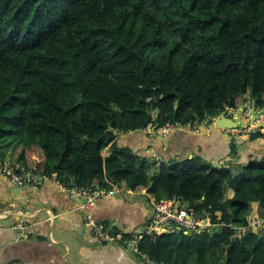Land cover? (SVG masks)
I'll use <instances>...</instances> for the list:
<instances>
[{
	"label": "trees",
	"instance_id": "trees-1",
	"mask_svg": "<svg viewBox=\"0 0 264 264\" xmlns=\"http://www.w3.org/2000/svg\"><path fill=\"white\" fill-rule=\"evenodd\" d=\"M249 96L264 109V0H0V146L22 147L17 164L69 188L109 179L226 224L146 235L139 250L155 264H264V228L228 226L247 225L254 204L264 216V160L239 175L192 159L150 176L118 134L213 126Z\"/></svg>",
	"mask_w": 264,
	"mask_h": 264
},
{
	"label": "crops",
	"instance_id": "crops-1",
	"mask_svg": "<svg viewBox=\"0 0 264 264\" xmlns=\"http://www.w3.org/2000/svg\"><path fill=\"white\" fill-rule=\"evenodd\" d=\"M263 110L249 96L239 109L227 110L226 117L240 125L234 130L203 123L170 131L154 126L118 134L115 144L146 161L150 176L160 165L192 159L239 175L250 162L264 160ZM233 146L236 154H232ZM111 154L109 146L102 156ZM123 187L125 192L101 197L87 212L78 198L52 182L20 187L0 172V264H152L118 243L100 242L88 225L91 217L109 231L129 237L147 229L155 198ZM232 196L227 189L226 198ZM253 211L251 216L262 217L259 204L253 205ZM25 226L28 230H23ZM190 264H196L195 256ZM215 264H222V259Z\"/></svg>",
	"mask_w": 264,
	"mask_h": 264
},
{
	"label": "built area",
	"instance_id": "built-area-1",
	"mask_svg": "<svg viewBox=\"0 0 264 264\" xmlns=\"http://www.w3.org/2000/svg\"><path fill=\"white\" fill-rule=\"evenodd\" d=\"M218 118V117H217ZM217 118H214L213 123ZM174 126L167 125L164 129L172 130ZM250 130V129H249ZM0 172L7 176L16 186H25L27 184L39 185L45 182H52L60 189L70 193L72 197L80 200V207L91 212L96 207L97 201L107 195H116L125 192L124 185L113 182L109 179L105 180V184L94 185L90 188L66 187L58 180L57 175L51 177L32 173L19 164L7 163L0 161ZM153 213L149 220L147 229L135 237H129L124 234H115L109 231L101 223L93 218H88V225L91 227L94 236L102 243H118L128 252L142 256L143 259L149 261L140 253L139 243L146 235H163L174 234L185 235L199 234L218 230L225 223H218L211 219V214L202 215L194 210L188 203L180 200H164L161 202L154 201L152 203ZM238 236L257 229L264 228V217L250 216L247 225L243 227H234ZM23 230H28L24 227ZM152 264H155L151 262Z\"/></svg>",
	"mask_w": 264,
	"mask_h": 264
},
{
	"label": "rangeland",
	"instance_id": "rangeland-1",
	"mask_svg": "<svg viewBox=\"0 0 264 264\" xmlns=\"http://www.w3.org/2000/svg\"><path fill=\"white\" fill-rule=\"evenodd\" d=\"M203 124H204V126L205 125L207 126V122H205ZM173 128H175V127H173ZM168 131H170V130H168ZM3 147H5V148H3ZM21 150H22V147L21 146L20 147H15V148H14V146L12 147V145L10 147H8V145L2 146V147L0 146V154L1 155L4 154V157H5L4 160L7 163H10L11 162V163L16 164L17 163V160H18V157L20 155ZM150 167H152V166H150Z\"/></svg>",
	"mask_w": 264,
	"mask_h": 264
},
{
	"label": "water",
	"instance_id": "water-1",
	"mask_svg": "<svg viewBox=\"0 0 264 264\" xmlns=\"http://www.w3.org/2000/svg\"><path fill=\"white\" fill-rule=\"evenodd\" d=\"M243 108V107H242ZM264 113V110H263ZM227 111L222 113L214 122V126L222 130H234L240 125L235 123L232 119L226 117Z\"/></svg>",
	"mask_w": 264,
	"mask_h": 264
}]
</instances>
